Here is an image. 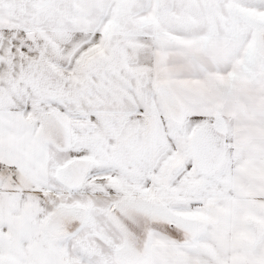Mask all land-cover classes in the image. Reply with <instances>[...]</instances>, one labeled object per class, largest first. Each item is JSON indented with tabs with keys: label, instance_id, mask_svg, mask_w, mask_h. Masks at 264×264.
I'll list each match as a JSON object with an SVG mask.
<instances>
[{
	"label": "snow or ice",
	"instance_id": "snow-or-ice-1",
	"mask_svg": "<svg viewBox=\"0 0 264 264\" xmlns=\"http://www.w3.org/2000/svg\"><path fill=\"white\" fill-rule=\"evenodd\" d=\"M0 264H264V0H0Z\"/></svg>",
	"mask_w": 264,
	"mask_h": 264
}]
</instances>
